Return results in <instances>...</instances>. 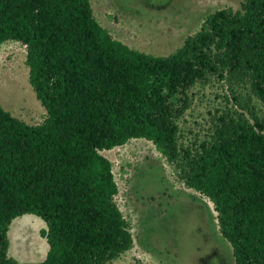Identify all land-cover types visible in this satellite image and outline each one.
Segmentation results:
<instances>
[{"label": "trees", "instance_id": "obj_1", "mask_svg": "<svg viewBox=\"0 0 264 264\" xmlns=\"http://www.w3.org/2000/svg\"><path fill=\"white\" fill-rule=\"evenodd\" d=\"M26 47L28 80L46 110L28 124L0 105V264H107L133 245L111 161L100 153L132 138L175 163L209 199L234 264H264V122L220 113L212 136L180 149L177 120L189 89L216 76L248 84L264 104V0L208 14L169 55L112 37L91 0H0V44ZM24 214L46 228L45 258L8 255Z\"/></svg>", "mask_w": 264, "mask_h": 264}, {"label": "rangeland", "instance_id": "obj_2", "mask_svg": "<svg viewBox=\"0 0 264 264\" xmlns=\"http://www.w3.org/2000/svg\"><path fill=\"white\" fill-rule=\"evenodd\" d=\"M242 2L91 0V7L115 39L147 53L169 55L200 29L208 14L227 7L238 10ZM25 59L26 47L20 42L0 44V105L28 124H39L47 114L29 83ZM188 94L189 106L177 120L182 150L194 151L209 140L222 112L234 117L241 114L251 122L255 115L264 122V104L248 84H231L212 76L196 82ZM100 153L112 163L118 187L115 201L133 238L132 247L107 264H234L213 203L187 187L175 163L150 141L132 138ZM20 222L23 225L18 226ZM45 228V222L33 214L14 218L8 229V255L19 262L42 261L48 250L40 235ZM18 239H25L27 246Z\"/></svg>", "mask_w": 264, "mask_h": 264}, {"label": "bare ground", "instance_id": "obj_3", "mask_svg": "<svg viewBox=\"0 0 264 264\" xmlns=\"http://www.w3.org/2000/svg\"><path fill=\"white\" fill-rule=\"evenodd\" d=\"M28 223H25L24 225H27ZM21 225H23L21 222H20V224H18V226H21ZM28 227V226H27ZM21 228H23V227H21ZM26 228V227H25ZM21 230V229H20ZM27 231H28V229H27ZM25 233V232H24ZM19 241H20V239H18ZM20 242H22L23 244H24V246H27V243H25V239H22Z\"/></svg>", "mask_w": 264, "mask_h": 264}]
</instances>
